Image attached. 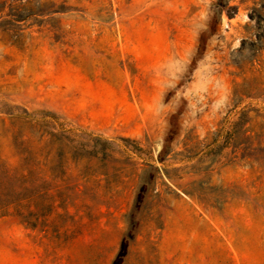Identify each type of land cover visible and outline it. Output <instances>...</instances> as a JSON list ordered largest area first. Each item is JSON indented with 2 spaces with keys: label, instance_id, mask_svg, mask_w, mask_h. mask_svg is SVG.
<instances>
[{
  "label": "rangeland",
  "instance_id": "obj_1",
  "mask_svg": "<svg viewBox=\"0 0 264 264\" xmlns=\"http://www.w3.org/2000/svg\"><path fill=\"white\" fill-rule=\"evenodd\" d=\"M0 264H264V0H0Z\"/></svg>",
  "mask_w": 264,
  "mask_h": 264
}]
</instances>
